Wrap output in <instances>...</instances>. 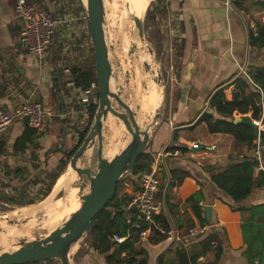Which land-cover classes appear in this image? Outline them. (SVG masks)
<instances>
[{"label":"crops","instance_id":"1","mask_svg":"<svg viewBox=\"0 0 264 264\" xmlns=\"http://www.w3.org/2000/svg\"><path fill=\"white\" fill-rule=\"evenodd\" d=\"M28 1L40 4L56 21L55 33L42 60H38L19 42L23 21L15 9V0H0V111L13 112L26 99H31L39 102L51 115L44 116L41 128L36 130L31 142L25 143L23 150L18 148L16 140L29 125H25L21 117L2 133L0 186L9 180L16 185L21 180H34L30 191L35 192L41 184L39 178L50 173L61 156L65 159L62 150L58 149L71 151L76 146L80 132L88 123V106L98 101L97 95L94 98L92 94L93 85L84 90L74 83L73 69L89 67L90 53L93 58L87 17L80 0ZM257 1L234 0L229 8H225L219 0H160L162 14L166 12L175 21L183 42L175 64L171 65L175 71V83L171 84L173 93L157 117L146 147L152 159L160 156L157 196L163 199L164 207L155 216H160L169 226V231L165 232L153 217V223L148 226L154 224L160 233L155 234L149 227L144 236L139 234L134 250L142 252L137 258H146V264H158L159 261L161 264H178L179 250H184L188 258L198 252L196 244L206 237L208 223L201 226L186 202L200 190L198 181L203 184L204 194L198 198L203 216L205 218V208L209 206L212 224L218 225L224 234L222 238L217 236L222 254L215 264L248 263L242 225L253 216L250 211L232 210L217 198L219 191L206 170L209 166L226 167L238 158L250 160L253 151L245 145L232 146V135L210 133L199 120L209 110L214 92L225 88V98L230 100L233 80L238 76L248 77L251 65H264V55L260 54L264 53V48L259 50L249 46V30L254 31L260 21L264 23V5ZM154 19L157 20V14ZM195 142L199 143V148L194 152L192 145ZM171 146L188 149L185 152L168 151ZM172 169L190 170L193 175L169 187ZM258 173L254 169L255 179ZM138 187L136 174L129 173L122 182L119 196L130 197ZM15 188L19 189L18 186ZM261 203H264V185L254 186L245 205ZM263 221L264 214L256 215L252 222L264 224ZM190 228H199L201 233L190 236ZM160 234L165 235L161 241L158 240ZM111 242L115 241L111 239ZM255 245L261 248V242ZM112 250L101 253L88 239L80 240L75 246L72 264H111L106 257ZM124 254L125 251L121 257ZM260 258H255L254 264H264V253ZM214 259L215 251L210 250L199 256L195 264H207Z\"/></svg>","mask_w":264,"mask_h":264},{"label":"trees","instance_id":"2","mask_svg":"<svg viewBox=\"0 0 264 264\" xmlns=\"http://www.w3.org/2000/svg\"><path fill=\"white\" fill-rule=\"evenodd\" d=\"M256 3L264 5V2L260 0ZM151 5L152 4H150L146 10V17L154 19L156 14L161 16L162 10L160 6L156 4L151 8ZM156 6H159V9H157ZM249 46L259 50L264 48V23H257L254 31L249 30ZM73 74L76 87H81L82 89L87 90L91 85L98 86L95 76L94 62H92V65L87 68H74ZM232 84L233 89L231 92V99L227 100L225 98V88L214 92L209 101V110L201 115L199 122H203L210 133H225L232 135L234 142L240 145H246L252 148L255 145L254 142L259 139L264 152V128L259 131L258 135H255L251 127L242 121L243 117L250 113L249 117L251 120H261V123L264 126V65H251L249 67L248 77L245 75L238 76L233 80ZM96 95L98 101V92ZM97 103L98 102L92 103L88 106L87 126L82 132H80L79 141L76 146L71 151L64 154L65 159L61 158L60 167L52 174L50 183L42 193V198H45L51 192L56 179H58V176L65 168L72 154L82 143L92 123L97 109ZM233 112H236L240 116L235 118ZM214 113L221 117L219 118L215 116ZM35 134L36 129L26 126L22 135L16 140L18 148L23 150L25 148V143L31 142L35 137ZM187 149L188 148L185 146H171L168 151L174 152L175 150H180L185 152ZM151 162L152 154L145 149V151L137 158L133 167L126 174L129 172L131 174H137L146 171L149 169ZM256 163V159L254 158H251L250 160L238 158L235 162L226 167L221 168L209 166L206 170L210 181L219 191V194H216L217 198L228 204L232 210L250 211L253 216L250 221H247L242 225L244 241L247 244V264H254L255 258L261 260L260 254L264 253V224H255L252 222L256 215L264 214V203L251 206L245 205V200L250 196L252 188L254 186L260 187L264 185V172L260 171L257 179L254 178L253 172ZM170 175L171 179L168 184L169 187L180 184L185 177L192 176L193 174L190 170L172 169L170 170ZM122 177L118 180L116 189L110 200L92 219L91 231L86 236L90 245L101 253H108L113 248L112 252L106 257L107 262L111 264H146V258H137V255H141L140 253L142 252L134 250V243L139 240V232L142 230L150 227V230L155 234L160 233V231L155 228L154 224L148 226L146 223H140L139 227H129L126 225V211L124 205L129 200V196L125 194L122 195V198L119 196L120 183L123 181H121V179H123ZM198 182L201 186L200 190L193 196L187 198L186 202L189 203L200 225L203 226L206 223V220L203 216V210L198 204V198H201L204 194L202 189L203 184L200 181ZM34 202L36 201H29L27 204ZM154 219L156 222H159V227L161 229L165 232L169 231L167 222L161 220L160 216H154ZM131 221L132 224H137L135 218ZM247 230L249 234L246 233ZM113 235L124 236L126 238L120 243L111 242ZM164 238L165 235L160 234L158 240L161 241ZM256 242H261V248H258L259 246L255 245ZM196 245L199 247L198 252L189 258L184 250H179L178 264H195L199 256L204 255L210 250L215 251V259L213 262L207 264H215L222 254V246L219 244L217 236L214 234L206 232V237ZM123 251H125V254L121 257ZM31 264H38V262ZM158 264H161V262L159 261Z\"/></svg>","mask_w":264,"mask_h":264},{"label":"rangeland","instance_id":"3","mask_svg":"<svg viewBox=\"0 0 264 264\" xmlns=\"http://www.w3.org/2000/svg\"><path fill=\"white\" fill-rule=\"evenodd\" d=\"M124 1L126 2V0H104V31L108 45L109 61L112 67L111 90L118 92L121 99L129 104L131 109L136 112L138 122L141 118H143L144 122L139 123L140 126L143 127L145 124L150 122L151 118L155 114L156 108L158 117H160L164 106L168 104L167 102L170 98V94L173 93L171 91V84L175 83V71L171 69V65L175 64L176 57L178 54H180V48L183 41L178 32V26L175 24V21L168 17L166 12L161 14V16L157 15V20L151 19L149 17L147 18L146 12L143 17L139 18L143 27V38H141L134 21V17H129V19L126 20L125 25L119 22L122 18L119 14L121 13L119 12V9L123 7L122 5L125 6L126 3ZM150 4H152L151 8H153V6L156 4L160 6V0H149L148 7ZM115 5L117 6L113 7ZM259 23L262 22L260 21ZM260 54L264 55V53L261 52ZM90 56V61L88 62L89 66H91L93 60L92 53H90ZM85 67L88 66L85 65L84 68ZM97 91L98 86L93 85L92 94L94 95V98H96ZM149 98L155 102L153 107L154 109L153 111H146L143 114L142 100ZM112 102L115 109L123 111L121 106H119L113 99ZM233 116L236 118L240 115L234 113ZM260 128H264V126L261 124ZM129 136L130 135L122 121L118 117L109 113L107 119L103 123L102 128L103 155L111 157L114 154L109 155L106 153L119 152L121 148H123V146L128 142L130 138ZM111 141L119 143L120 147L104 152ZM254 144L255 145L252 148L245 145L248 150L252 149V158L254 157L256 141ZM232 146L242 145L235 143L233 140ZM58 150H62V154H66L70 149L63 148ZM96 151L97 141H95L93 147L87 149L85 154L78 160V166L89 168L91 170V174H94L97 170L98 161ZM262 156L264 160V152H262ZM60 158L51 167L50 173L43 175L42 178H39L41 184L35 192L30 191L34 180H21L19 183H17V185L12 184L10 182L11 180L6 183H1L0 253L3 251L15 250L17 248L16 245L18 241L21 239L32 240L34 238L44 236L51 231L40 229L41 227L39 226V223L47 218L46 213L36 212L32 215H24L22 211L24 207L32 205L27 204L29 201L35 200L36 202L33 204H37L49 198L48 202L50 204L54 202L55 194L59 189L50 197L42 198L41 196L45 188L50 183L52 174L55 173L60 167ZM67 167H70L68 163L64 171L60 174V177L67 175ZM128 174L125 176H128ZM125 176L122 177L123 179H121V181L126 178ZM83 182L86 184V186L82 191H79L78 186ZM88 185L89 181L85 176L79 179L75 174L73 188H76L77 202L80 201V195L88 192ZM121 185L122 183H120V191L122 190ZM16 186H18L19 189H16ZM60 223L58 225H61ZM25 224L33 225V231L26 234H8L9 231L19 230L21 226H24ZM246 233H248V230ZM83 239H87V236L84 235L81 240ZM74 251L75 248L72 249V253L70 254L71 259H73L72 256ZM58 263L59 261L55 259L44 261V264Z\"/></svg>","mask_w":264,"mask_h":264},{"label":"water","instance_id":"4","mask_svg":"<svg viewBox=\"0 0 264 264\" xmlns=\"http://www.w3.org/2000/svg\"><path fill=\"white\" fill-rule=\"evenodd\" d=\"M80 3L87 17L88 36L93 51L95 76L98 82V103L90 128L80 146L70 157L68 165L76 172L77 178L81 179L85 176L88 179V192L80 195L79 207L68 217L62 219L61 225L56 226L48 234L32 240L21 239L18 241L15 250L1 252L0 264H31L50 259L58 260L60 264H71L70 252L72 247L76 246L84 235L90 233L92 219L110 200L118 180L133 167L137 158L145 151L150 138V131L157 121L158 112L156 108L150 122L141 127L136 112L121 99L118 92L111 90L112 67L104 31V0H86L85 3L80 0ZM156 8L159 9V6ZM134 21L139 36L143 38L141 20L139 17H134ZM112 99L121 106L123 111L115 109ZM109 113L122 121L130 135L124 147L111 158L103 155L102 139L103 123ZM22 119L23 123L28 125V117L23 116ZM242 121L251 127L255 135L259 134L258 126L248 115H245ZM95 141H97L98 164L96 172L91 174L89 168L78 166V160L87 149L93 147ZM192 151L195 152L197 149L193 148ZM85 186L84 182L80 184L78 186L79 191H82ZM64 191V189H59L54 198H61ZM210 213L211 208L207 206L205 208V219L208 223L205 228L206 232L219 238L224 237L222 229L218 225L212 224Z\"/></svg>","mask_w":264,"mask_h":264},{"label":"built area","instance_id":"5","mask_svg":"<svg viewBox=\"0 0 264 264\" xmlns=\"http://www.w3.org/2000/svg\"><path fill=\"white\" fill-rule=\"evenodd\" d=\"M225 8H229L234 0H219ZM15 9L20 14L23 25L19 33V42L29 52L33 53L38 60H42L48 46L51 43L55 33L56 21L36 2L28 0H15ZM45 115H51V112L43 110L41 104L35 100L26 99L15 111H0V137L4 131L12 124L15 118L27 116L28 125L31 128L39 130ZM260 131L261 120H253ZM193 147L199 146L198 142L193 143ZM263 147L260 140H256L254 150V159H256V169L264 172ZM160 156L152 159L149 169L137 173L139 187L133 191L129 200L125 203L124 209L125 223L129 227H139L140 223L152 224L153 217L159 214L163 207L164 201L157 196L159 183V164ZM135 218L137 224H132L131 220ZM147 229L139 232L144 236ZM201 233L199 228H190L188 234L197 236ZM125 238L119 235H113L112 240L120 243ZM59 264V263H58Z\"/></svg>","mask_w":264,"mask_h":264},{"label":"bare ground","instance_id":"6","mask_svg":"<svg viewBox=\"0 0 264 264\" xmlns=\"http://www.w3.org/2000/svg\"><path fill=\"white\" fill-rule=\"evenodd\" d=\"M83 2L85 3L86 0H84ZM125 3H124L125 6L122 5L123 7H121L119 9L120 10L119 12H121L119 14L122 17L119 22H121L123 25L126 24V20H128L129 17H139V18L143 17L146 10H147L149 0H126ZM117 5H119V4H117ZM117 5H115L113 7H116ZM114 16H115V14H114ZM154 99H156V98H154ZM154 105H155L154 100H151L150 98L142 100V111H143L142 113L144 114V112H146V111H153ZM141 122H144L143 118H141L139 120V123H141ZM119 147H120L119 143H117L115 141H111V143L108 145V147L105 149L104 152H106L108 150H114V149H117ZM115 153H118V152H107L106 154L112 155ZM106 157L111 158L112 156L111 157L106 156ZM67 169H68L67 175L58 177L56 184L54 185L53 190L51 191L49 196H47V197L52 196L54 194V192H56L58 189H64L65 194H63L64 196H62L63 198L61 197L62 199L61 198H59V199L54 198V202L50 204L48 202L49 198H47L46 200L41 201L37 204H32V205H29V206H26L23 208L22 213H24V215H32L36 212L46 213L47 218L39 223V226L41 227V228L39 227L40 229L52 230L56 225H58L60 223V221H62V219L68 217L69 214L74 212L80 205V201L77 202V199H76V188H73V183H74V178H75L76 173H74L75 171L71 167H67ZM33 229H34L33 225L25 224L24 226H21V228L19 230L9 231L8 234L9 235L26 234V233L33 231ZM73 248H75V246L72 247V249ZM72 249H71L70 254L72 253Z\"/></svg>","mask_w":264,"mask_h":264}]
</instances>
